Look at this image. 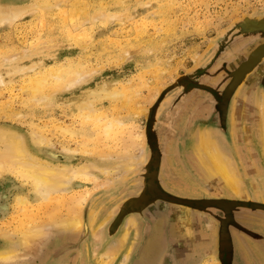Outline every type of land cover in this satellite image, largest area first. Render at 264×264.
<instances>
[{
    "label": "rangeland",
    "instance_id": "rangeland-1",
    "mask_svg": "<svg viewBox=\"0 0 264 264\" xmlns=\"http://www.w3.org/2000/svg\"><path fill=\"white\" fill-rule=\"evenodd\" d=\"M0 12L4 14L3 18L0 15V130L19 135L28 146L35 145L32 142L35 138L47 140L45 143L57 155L56 162L61 167L65 164L63 151L66 148L76 152L69 154L73 158L69 165L75 169L99 162L111 170L127 157L143 156L142 161L125 172L95 173L96 179L91 178L92 181L72 180L69 191L73 189L79 191L78 194L74 195L72 190L65 195L67 198L61 195L62 201L60 195L56 196L60 202L55 198L56 202L45 203L48 211L44 210V205L38 211L14 205L16 196L30 195V183L24 182L18 173L15 178V170L1 173L0 193L6 200L7 212H0V249L9 247V241L1 238L3 234L18 242L21 231L40 225L47 229H44L47 235L32 246L34 251L30 249L24 253L25 248L19 247L28 258L15 264H103L102 254L117 237L126 232L124 244L132 249L138 234L139 241L141 239V226L144 229V225L155 223L166 210L170 215L174 213L177 222L186 225L185 232L190 238L194 236L189 229L191 224L195 229L207 231L210 239L213 227L219 225L214 215L171 206L164 200L152 202L153 196L145 193L151 188L149 181H145L154 162L165 161L170 152L175 151L167 142L176 138L182 142L184 135L199 128L203 121L198 113L203 107L205 111L214 110L217 117L222 114L227 121L229 105H239L242 112L235 118L244 116L245 121H249L247 125L243 121L246 126L241 129L239 139L248 138L249 149L251 146L254 149L253 153L249 150L248 159L244 161L247 167H240L237 157L232 163L241 180L242 194L222 190L215 194H218L216 198L248 199L264 207L263 144L257 126L264 107V54L248 66L255 48L264 45V0H0ZM75 67L79 71L76 81L64 79L59 85L53 83L50 77L53 71L60 74L62 70L72 71ZM41 77H45L47 83L41 93L36 94L39 96H32L27 84ZM105 87L114 94L113 98H99ZM93 91L99 95L91 97ZM88 98L91 101L95 98L92 102L95 113L92 124L83 122L82 125L75 109ZM237 100L244 103L238 104ZM187 106H196L195 111L186 110ZM247 110L249 113H245ZM107 124L110 129L104 134L102 128ZM80 129L92 135L88 136L90 140L74 134ZM128 137L137 143H123ZM178 142L173 144L179 146ZM181 152L182 155L184 151ZM240 153L241 158L244 157L245 151ZM235 154L239 156V151ZM180 161L183 174L195 189L188 192V198L175 196L192 202H201L202 196H210L206 184L212 177L197 174L184 157ZM171 182L182 186L179 181ZM217 183L224 187L220 179ZM160 188L165 191L162 186ZM73 205L76 208L82 205L75 217L82 225L80 223L77 231L64 234L65 231L54 228L52 223L71 216ZM181 212H184V219L187 218L184 222H181ZM258 216L261 215L256 213L250 221L261 239L264 238V224ZM132 220L134 227L129 225ZM235 220L232 218V223ZM100 224L102 226L97 229ZM96 230L99 235L104 234L99 242L90 239ZM147 234L146 242H149L150 233ZM137 243L135 253L140 248ZM250 254L264 258L261 251ZM110 258L104 260V264L105 261L106 264H120L118 255ZM134 259L133 253L126 264H134L130 262Z\"/></svg>",
    "mask_w": 264,
    "mask_h": 264
},
{
    "label": "bare ground",
    "instance_id": "bare-ground-1",
    "mask_svg": "<svg viewBox=\"0 0 264 264\" xmlns=\"http://www.w3.org/2000/svg\"><path fill=\"white\" fill-rule=\"evenodd\" d=\"M9 9V8H8ZM7 10V9H6ZM16 12V11H15ZM14 14V13H13ZM16 14V13H15ZM14 14V15H15ZM1 15V12H0ZM4 15V14H3ZM3 15H1V18H3ZM17 15V14H16ZM17 17V16H16ZM65 20V19H64ZM249 22V21H248ZM75 33V32H74ZM76 34V33H75ZM71 36V35H70ZM74 36V35H73ZM71 36V37H73ZM77 37H75L76 39ZM264 46V45H263ZM256 47L255 51L258 52V56L257 57H261L264 54V47ZM32 69H34V66L31 67ZM77 68V67H75ZM72 69V71H69L68 69L65 71H59L60 74H58L56 71L54 72H50L51 75V79L54 80L53 83H55L56 85H59V83L68 81L69 79H72V81H76L78 76H79V71L78 68L77 69ZM80 68V67H79ZM23 71V70H22ZM70 72V73H69ZM46 74V73H45ZM254 77V76H253ZM65 79V80H64ZM253 79V78H252ZM250 79V82H253V80ZM52 80V81H53ZM51 81V80H50ZM156 81V80H155ZM70 82V80L68 81ZM67 82L68 86L69 83ZM47 83L45 77H41V78H37L35 80H29L28 82V89L30 90V92L33 95H36L37 93H41L43 86H45V84ZM75 82L70 83L71 86L72 84L74 85ZM77 83V82H76ZM52 85V84H51ZM241 87V86H240ZM36 95V96H39ZM99 93H97L96 91L90 92L91 97H97ZM42 97V96H40ZM100 97H108V98H113L114 94L112 92H110V89L108 87H105L102 90V95L99 96ZM115 97H121L122 96L120 94H115ZM31 98V96H30ZM35 98V97H34ZM126 98V97H125ZM243 98V97H242ZM258 98V96H257ZM264 101V97L262 98ZM33 100V98L31 99ZM95 100V98H94ZM94 100L91 99L89 100V98L86 100H82L81 103L78 105V107L75 109L76 112H79L81 120L80 123L83 125V122H86L87 124H92V120H93V114L95 113V110L93 108V104L92 102H94ZM78 101V100H77ZM127 101V100H126ZM256 102V100H254ZM258 101V100H257ZM72 103V102H71ZM262 106V105H261ZM264 106V103H263ZM195 107H190L187 106L186 110H192L195 111L194 109ZM245 109V108H244ZM239 111V110H238ZM242 111V108H241ZM246 111V109H245ZM262 115L258 116L260 117V121H258L257 126L260 128V138L259 140L262 142L263 144V156L264 157V107L262 108ZM185 112V111H184ZM236 112V111H234ZM75 113V112H74ZM194 113V112H193ZM233 113V112H232ZM237 113V112H236ZM240 113V112H239ZM245 113H249V111L247 110V112ZM255 113V112H254ZM73 114V113H72ZM238 115V114H237ZM230 119H232V117H230ZM258 119V118H257ZM249 120V119H248ZM257 121V120H256ZM89 122V123H88ZM123 123V122H122ZM80 124V125H81ZM86 124V125H87ZM242 124V128H245V126L247 125V123H245L246 125L244 126L243 121L242 122H236V121H232L231 122V127H232V131H235L236 129L239 128V125L241 126ZM81 125V126H82ZM83 127V126H82ZM86 127V126H85ZM212 127V126H211ZM81 128V127H80ZM206 128V127H205ZM110 129V125H106L105 127L102 128V131L104 134H108V130ZM216 130V129H215ZM84 132V133H83ZM218 132V130H217ZM242 132V131H241ZM88 132H85L82 129H80L79 131H77L76 134L77 136H85L87 137L86 140H90L88 136H90L91 134L87 135ZM90 133V132H89ZM93 134V133H92ZM220 134V133H219ZM221 135V134H220ZM249 135V134H248ZM33 136V134L31 135ZM92 136V135H91ZM35 137V136H34ZM222 137V136H221ZM79 138V137H78ZM132 139V138H131ZM130 137L125 138L122 140L123 143H127V141L129 142H133L134 140H131ZM137 142L140 141V135H138V137L136 138ZM197 139V140H196ZM195 139V141L192 143L191 145V151H190V155L189 158L190 160H192V163H194V168H195V172L200 175H205L207 178H215V180L212 181H208L206 184V188L208 193H215V192H220L222 190H227V192L234 194V195H240V193L242 194V188L241 185L239 183V181H241L239 178V175L237 176V168L235 169L234 166L232 165L233 163V159L232 156L230 154V152L228 153V151H226V149L219 145L220 143L218 142V140L212 135L210 134V132L208 130L205 131H201L198 134V137ZM32 141V140H31ZM47 141V140H46ZM43 140V138H35L34 144L35 145H31L28 146L26 145V143L23 141V139L19 136L16 135L15 133H11L10 131H5V130H0V145L2 147V149H0V175H2L1 173L5 172V171H9V173L12 170H15V174L14 177L16 178L15 175H17L16 173H18V177L22 178L23 181L25 182L28 181L30 184L29 187H31L30 189V195L28 197L25 196H20L18 194V196H16L13 200H15L13 203L14 205L16 204L18 207H20L23 210H26L27 208H34L35 211L37 209L40 208V206L44 205L43 207L45 208V203L46 204H50L51 202H56L58 199V195H60L59 198H61L62 201V196H65L68 193H72V190L69 191V187L68 185L71 183V181L73 180H79V181H92L91 178H95L96 179V175L97 174H113L116 173L118 171L121 172H125L129 169L132 168V166L136 165L139 163V161L143 160V156L140 155L138 158H131L127 157L125 160H121L119 161L117 164L113 165V167L110 170V168L108 167H104L103 164H100L99 162L95 163V164H88V165H83L80 166L78 168L75 169L72 168L71 164V159H73L71 156H69V154H73L76 152L70 151V150H66L64 149L63 152L66 153V155L64 156V160H65V164L61 166L58 165V163L56 161H58L57 155L54 154L51 150V146H49L48 144H46ZM235 141V140H234ZM135 142V141H134ZM133 142V143H134ZM135 142V143H137ZM87 143V142H86ZM89 143V142H88ZM222 143V142H221ZM224 143V142H223ZM139 144V142L137 143ZM136 144V145H137ZM167 145H169V143L167 142ZM228 146V145H227ZM226 146V147H227ZM255 146V145H254ZM0 147V148H1ZM84 147V146H83ZM128 147V146H127ZM126 147V148H127ZM139 147V146H138ZM169 147V146H168ZM233 147V146H232ZM257 147V146H255ZM50 148V149H49ZM139 149V148H138ZM228 149V148H227ZM189 150V149H188ZM242 151H244L243 149H241ZM80 152V151H79ZM94 152V151H93ZM241 151H239L240 153ZM83 154V151L80 152ZM88 153V151H87ZM63 154V153H61ZM86 154V153H85ZM89 154V153H88ZM142 154V153H141ZM90 155V154H89ZM91 156V155H90ZM245 156V155H244ZM236 157V156H235ZM243 157V156H242ZM62 158V157H61ZM102 159V158H101ZM99 160V159H98ZM245 160V159H244ZM74 161V160H73ZM112 164V163H111ZM103 165V166H101ZM107 165V164H106ZM197 165V167L195 166ZM245 165V164H244ZM236 166V165H235ZM104 167V168H102ZM257 169V168H256ZM194 170V169H193ZM236 171V172H235ZM249 171V170H248ZM247 171V172H248ZM246 172V173H247ZM14 173V172H13ZM245 173V174H246ZM165 174V173H164ZM12 175V173H11ZM123 175V174H122ZM126 176V175H125ZM190 179V178H189ZM221 180L224 183V187L222 188V186H219V184L217 183L218 180ZM20 180V179H19ZM180 184L182 186H179L177 184V186H175L171 181L167 182V185L175 188V189H181L184 192H189L190 190H194L195 186L194 185H190L189 181H183V183H181L182 181H179ZM150 183V181H149ZM152 184V182H151ZM27 186V184H26ZM245 186V185H244ZM28 187V186H27ZM77 190V189H76ZM173 190V189H172ZM75 190H73L74 192ZM182 191V193H183ZM254 191V190H253ZM79 191H75L74 195L78 194ZM18 193V192H17ZM245 193V192H244ZM62 195V196H61ZM57 196V197H56ZM87 196V192L85 193V199ZM66 197V196H65ZM57 200H56V199ZM67 198V197H66ZM85 199L83 200V203L86 202ZM54 200V201H51ZM5 198L3 197V194L0 193V212H2L3 214H6L7 210H6V205H4L5 203ZM65 202V201H64ZM64 202L62 204H64ZM200 202V201H199ZM233 203V202H232ZM54 204V203H53ZM85 204V203H84ZM90 204V203H89ZM13 205V207H14ZM52 205V204H51ZM50 205V206H51ZM56 204H54L55 206ZM59 206V204H57ZM56 205V206H57ZM83 205V204H82ZM82 205H80V207L76 208L74 205V207L71 208L72 212L71 216L68 215L66 219H62L59 221L58 223H52V226H54V228L58 229L59 231H65L64 234H66L67 232H74L76 229L79 228L81 221H79L78 219H76V214L78 213V211L80 210V208H82ZM16 206V207H17ZM17 207V208H18ZM48 207V206H47ZM61 208V205L59 206ZM88 207V206H87ZM55 208V207H54ZM52 209V208H51ZM69 209V208H68ZM92 209V208H91ZM44 210H47L46 208ZM55 210V209H54ZM83 210V209H82ZM48 211V210H47ZM179 211V210H178ZM69 212V213H70ZM93 212V211H92ZM101 212V211H100ZM46 213V212H45ZM48 213V212H47ZM183 215L181 216V222H184L186 219H184V212H181ZM95 214V213H93ZM105 214V213H104ZM33 215V214H32ZM31 215V216H32ZM46 215V214H45ZM47 215H50V213H48ZM35 216V215H34ZM32 216V217H34ZM94 216V215H93ZM134 216V215H133ZM46 217V216H45ZM54 217V216H52ZM56 217V216H55ZM78 217V216H77ZM80 217V216H79ZM84 217V216H83ZM86 217V216H85ZM39 217H36V219H38ZM48 218V217H47ZM57 218V217H56ZM91 218V217H90ZM97 218V217H96ZM58 219V218H57ZM95 219V218H94ZM24 220V219H23ZM28 220L31 221L30 217H28ZM27 220V222H28ZM42 220V219H41ZM49 220V219H48ZM51 220V219H50ZM53 220V219H52ZM34 221V218H33ZM32 221V222H33ZM56 221V222H57ZM88 220L85 221V223ZM92 221V219H91ZM23 222V221H22ZM37 222V220H36ZM45 222V221H44ZM50 222V221H48ZM55 222V221H54ZM39 223V222H38ZM91 223V222H90ZM105 222L103 221L102 224H104ZM180 223V221H179ZM36 224V223H35ZM102 224L99 225V227L97 229H99ZM23 225V224H22ZM21 225V227H22ZM28 225V224H27ZM26 225V226H27ZM82 225V223H81ZM94 225V224H93ZM129 225H132L133 227L135 226V221L132 220L130 221ZM138 224H136L137 227ZM24 226V225H23ZM25 226V227H26ZM41 226V225H40ZM33 226V228H31V230H24L21 231V233L18 234V242L14 241L13 239H11V237L7 234H3L1 238H5L9 241L8 245L9 247L7 248H1L0 249V264H15L18 262H21L25 259L28 258V256L23 255L25 252L27 251H31L33 249L32 246H34L35 242H38V240H42L47 234L44 231L45 226L43 228V226ZM48 226V223L46 225V227ZM92 226V225H91ZM24 227V228H25ZM128 227V225L126 226ZM23 228V227H22ZM49 228V226H48ZM81 228V226H80ZM88 228V227H87ZM47 230V229H46ZM133 230V229H132ZM156 230V229H155ZM18 231V230H17ZM20 231V230H19ZM67 231V232H66ZM77 231V230H76ZM91 231V230H90ZM214 231V230H213ZM93 232V231H92ZM129 232V231H128ZM137 232V231H136ZM7 233V232H4ZM89 233V231H88ZM100 233V232H99ZM98 230L95 231V235L93 237L92 234V238H95L96 241H101V239L104 237H102L101 235L104 236V234L99 235ZM214 233V232H213ZM11 234V233H9ZM79 234V233H78ZM59 235V234H58ZM119 235V234H118ZM237 235V234H236ZM14 236V235H12ZM16 236V234H15ZM214 236V234H212V237ZM126 237L127 234L126 232L119 236L115 243V250H113V248L109 249L108 251H106L104 254H102L101 256V260L103 261L104 264V260L109 259L112 256H115L116 252L118 253L119 249L123 248L124 243L126 242ZM17 238V237H16ZM61 238V237H60ZM238 239V237H236ZM40 240V241H41ZM7 241V242H8ZM85 241V240H84ZM2 242V241H1ZM6 242V243H7ZM132 242V241H131ZM4 243V242H3ZM57 243V242H56ZM55 243V244H56ZM75 243V242H74ZM92 243V242H91ZM130 243V241H129ZM146 243V242H145ZM58 244V243H57ZM56 244V245H57ZM97 244V243H96ZM101 244V243H100ZM147 244V243H146ZM53 245V244H52ZM88 245V243H87ZM91 245V244H90ZM89 245V246H90ZM243 245V244H242ZM36 246V245H35ZM129 246V245H128ZM127 246V247H128ZM244 246V245H243ZM2 247V246H1ZM19 247L21 248H25L24 253L23 251L20 252L18 249ZM145 247V245L143 246ZM236 247V246H235ZM52 248V247H51ZM73 248V247H72ZM148 248V247H147ZM150 248V247H149ZM31 249V250H30ZM57 249V248H56ZM66 249V248H65ZM71 249V248H70ZM241 249V248H240ZM27 250V251H26ZM131 250V249H130ZM142 250V249H141ZM149 250V249H148ZM153 250H155L153 253V255L155 256L158 252L157 247L154 246ZM246 250V249H245ZM34 251V250H33ZM33 251L31 252V254L33 253ZM71 251V250H70ZM127 251V250H126ZM243 251V250H242ZM69 252V251H68ZM131 252V251H130ZM30 253V252H29ZM58 253V252H57ZM61 253V251H60ZM78 253V252H76ZM89 253V252H88ZM141 253V252H140ZM149 253V252H148ZM243 253V252H242ZM84 254V253H83ZM81 254V255H83ZM143 254V253H142ZM147 254V253H146ZM151 254V253H150ZM29 255V254H28ZM58 255V254H57ZM159 255V254H158ZM245 255V254H244ZM65 256V254H64ZM85 256V255H84ZM88 256V255H87ZM145 256V255H144ZM153 256V257H154ZM27 257V258H26ZM53 257V256H52ZM60 257V256H59ZM62 257V256H61ZM60 257V258H61ZM81 257V256H80ZM100 258V257H99ZM140 258V257H139ZM144 258V257H143ZM151 258V256H150ZM59 259V258H58ZM89 259V258H88ZM113 259V258H112ZM152 259V258H151ZM155 259V257H154ZM153 259V260H154ZM45 260V259H44ZM80 260V259H79ZM111 260V258H110ZM109 260V261H110ZM157 260V259H156ZM90 261V260H89ZM108 261V260H107ZM105 261V264L106 262ZM112 261V260H111ZM85 262V261H84ZM48 263V262H47ZM77 263V262H76ZM86 263V262H85ZM92 263V261H91ZM108 263V262H107ZM112 263V262H111ZM213 263V262H212ZM31 264V263H30ZM74 264V263H73ZM89 264V263H88ZM110 264V263H109Z\"/></svg>",
    "mask_w": 264,
    "mask_h": 264
},
{
    "label": "crops",
    "instance_id": "crops-1",
    "mask_svg": "<svg viewBox=\"0 0 264 264\" xmlns=\"http://www.w3.org/2000/svg\"><path fill=\"white\" fill-rule=\"evenodd\" d=\"M236 103L239 104V103H244V102H243V100H237ZM212 107L214 109V106H212ZM239 108H240L239 105H232V106L229 105V109L226 112L227 113L226 117L229 119L227 121H224V119H223L224 116H222V114H219L217 117L214 114L215 113L214 110L213 111H208V110L205 111V107H203L201 112L198 113L199 119L201 121H203V123L201 124V126L199 128H197L194 131L184 135V137L182 138V140H183L182 142L181 141L178 142V138L173 140L174 143L177 141L179 146H177V143L175 145V144H173L172 141L169 140V144L175 148V151L173 149L170 152V155H168V157H167L168 159H166L167 163H165V165H164V166H167L171 170L170 173L167 171V174H168L167 175V178H168L167 181L168 182L172 181V180L173 181H182L181 183H183L184 180L187 181L186 175L183 174L184 169H183V167H181L182 165H181L180 158L184 157L185 161H187V163L191 167L194 166V163H192V160H190V158H189L190 151H191V145L195 141V139L198 137L199 132L205 131V130H208L210 132V134H212L218 140V142L220 143L219 145L223 146L226 149V151H228V153L230 152L233 160L236 156L235 151L238 152V151H241V149H243L245 151V156L241 158L240 154H242V153H239V156L237 155L236 157L239 158V160H240V163H241L240 167H243V168H245V166L247 167L248 164H247V162H244V161L246 159H248L249 150H251L253 153L254 149L252 148V146L250 147L251 149H249L248 143H250V141H247L248 138L247 139H244V138L239 139L238 135L242 136V132H241L242 125L241 126L239 125V128L236 129L235 131H232V127H231L232 121L242 122V121L247 120V118L245 119L244 116L240 117V118L238 117L239 121H238V118H235L237 116V114H239V112L240 113L242 112V111H238V110H240ZM234 111H236L237 113ZM210 115H212V116L214 115L215 118L214 117L211 118ZM230 117H232V119H230ZM208 121H210L211 123H213L214 121H218V124L215 127L216 130L214 128L206 126V125H208L207 124ZM245 122L247 124H249V121H245ZM178 124H179V122H177L175 124V127L178 126ZM225 125H226V127H225ZM222 126H223V128H222ZM217 130H218V132H217ZM177 134H178V132H177ZM246 136H247L246 134L243 135V137H245V138H246ZM240 140H242V141H240ZM221 141L224 143H221ZM178 147H179V149H178ZM181 151H184L182 155H181V153H182ZM185 164H186V162L183 165H185ZM212 180H215V178H212ZM212 180H210V181H212ZM174 183H176V182H174ZM170 188H171L170 192H172L175 195H178V196L184 197V198H188L190 196V195H188V191L184 192L181 189L179 190V189H175L172 187H170ZM177 191H181V192H177ZM182 191H183V193H182ZM184 193H186V194H184ZM216 193L217 192L209 193L210 196L204 195L202 197H204V200L214 198L215 200L222 201L221 200L222 198H216V197H218V194L215 195ZM166 211L167 212L163 211V213H161L162 217L160 216V218L155 219V221H156L155 223L153 221V227L150 226V234H149V236H150L149 240L150 241L149 242H146L147 241L146 238L148 237V234H147V232H145L146 231L145 228L143 229V227L141 226V229H140L141 230V233H140L141 239H140V241H139V234H138L136 241H135V245L131 250L127 249L126 245L124 244L123 248L119 249L118 253L116 252L115 255H118V260L120 261V264H123V263L126 264L127 261L129 262V258H131L133 253H134L135 259H134V261L130 260V262H133L134 264H206L208 262L210 264L212 262H215L216 264H220V262H221L220 261V257H221L220 256V252H221L220 248H221V246H223V244L220 242V239L218 237L217 226L213 227L214 228V233H213L214 236H213V238L211 237L209 239L210 234H208L207 231H205L199 227L195 229L194 226L192 227L190 224L189 229L192 230V232H194L193 238H190L188 236V234H186V232H185L187 230L186 225L177 222L175 220V218H173L174 213L170 215V211L169 210H166ZM198 212H201V211H198ZM201 213H203V212H201ZM205 215H206V213H205ZM163 225H165V228ZM138 228H139V226H138ZM121 230H123V228H121ZM116 239H115V241H116ZM137 242L142 243V248L144 245L146 246L148 244L146 247H150V248H148L149 250L148 249L143 250L142 251L143 254L141 253V255H140V253H135L134 249L136 248V246L138 244ZM154 243H156V244H154ZM155 245L160 247V249L158 251H156L158 253L154 256L150 253H151V251L153 253H155L154 252L155 250H153ZM111 248H113V250H115L114 244L111 245V247H109L108 250ZM230 248H229V250L231 252L228 256L231 260L233 259L232 260L233 262H237V263H241V264H264V258H259V257L257 258V257L252 256L250 254V252H253L254 249H253V246L251 245V243L248 242L247 240H243V239L238 240L237 242H235V244L234 243L230 244ZM150 256L152 259L150 258ZM153 256L155 257V259Z\"/></svg>",
    "mask_w": 264,
    "mask_h": 264
},
{
    "label": "flooded vegetation",
    "instance_id": "flooded-vegetation-1",
    "mask_svg": "<svg viewBox=\"0 0 264 264\" xmlns=\"http://www.w3.org/2000/svg\"><path fill=\"white\" fill-rule=\"evenodd\" d=\"M262 47V46H261ZM257 51V50H256ZM254 50V54L256 53ZM253 54V55H254ZM253 80V79H252ZM249 84L252 82L248 81ZM227 102V101H226ZM206 125L207 127L214 128L217 126L218 121H214L213 123L209 122ZM205 126V125H204ZM172 141V140H170ZM167 161L161 160V162H154V166L150 173L148 174V178L145 182L151 181L153 184V188H149L148 192H145L146 194H150V196H153V201L155 202L157 200H164L167 203H170L171 206L177 205L181 206L183 208H190L192 210H198L201 212H205L207 216H212L216 218L219 225L217 227L218 229V237L220 239V242L223 244L221 246V252H220V264H238L237 262H233L229 258L230 254V244H235L238 240H247L251 243L253 246L254 251H262L264 249V238H258L260 234H256L254 229L252 228L251 219L254 215L259 214L261 216H258L262 218V222L264 224V207L255 205L252 202H249L248 199H233V200H202L201 202H192L184 199H179L178 197L173 195L172 192H170L171 188L167 185V171L170 173V169L167 166H164ZM168 169V170H167ZM165 173V174H164ZM160 186L164 188L165 191H163ZM143 194V196L145 195ZM171 193V194H170ZM142 197V196H141ZM142 199V198H141ZM144 200V199H142ZM233 202V203H232ZM200 205V207L198 206ZM139 209V207H138ZM137 209V210H138ZM204 213V214H205ZM219 216L220 219H217L216 216ZM225 217V221L222 218ZM263 215V217H262ZM236 218L235 222L232 223V218ZM145 230L147 233H150V226L153 227V221L148 224L144 225ZM237 234V235H236ZM238 237V239L236 238ZM140 248L137 249V253H142L143 250L148 249L146 246L142 248V243L139 242ZM235 246V245H234ZM142 249V250H141ZM231 249V248H230ZM140 253V255H141ZM151 254L153 255V252L151 251ZM232 258V257H231ZM258 258V257H257ZM260 258V257H259Z\"/></svg>",
    "mask_w": 264,
    "mask_h": 264
},
{
    "label": "water",
    "instance_id": "water-1",
    "mask_svg": "<svg viewBox=\"0 0 264 264\" xmlns=\"http://www.w3.org/2000/svg\"><path fill=\"white\" fill-rule=\"evenodd\" d=\"M264 47V46H263ZM264 49V48H263ZM259 52V51H258ZM258 52H256L254 55H253V57L251 58V60H250V63L248 64V66H251L254 62H255V60L258 58L257 56V54H258ZM149 183V182H148ZM149 186L151 187V188H153V184H151V181H150V183H149Z\"/></svg>",
    "mask_w": 264,
    "mask_h": 264
}]
</instances>
